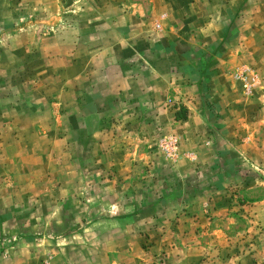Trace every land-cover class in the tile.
<instances>
[{
	"label": "rangeland",
	"instance_id": "rangeland-1",
	"mask_svg": "<svg viewBox=\"0 0 264 264\" xmlns=\"http://www.w3.org/2000/svg\"><path fill=\"white\" fill-rule=\"evenodd\" d=\"M104 3L0 0V259L45 240L43 264H264V27L239 48L232 29L180 30L186 60L151 106L126 77L149 62L125 61L154 45L105 50L93 23L121 16Z\"/></svg>",
	"mask_w": 264,
	"mask_h": 264
},
{
	"label": "crops",
	"instance_id": "crops-1",
	"mask_svg": "<svg viewBox=\"0 0 264 264\" xmlns=\"http://www.w3.org/2000/svg\"><path fill=\"white\" fill-rule=\"evenodd\" d=\"M142 0H105L104 7L105 11H112L115 13L120 12L121 21H107L104 23L96 22L94 24L95 29H105L106 32L104 35H107L109 40L104 44L110 52L115 51V46L127 47L128 54H131L133 47L136 48L137 42L140 43H149V45H154L151 52L148 51L145 53L140 52L136 55H128L125 62L133 64L142 63L143 61L147 62L150 66L146 70L138 69V66L133 71L130 69L126 71V77L129 79L130 86H132L131 92H143L146 94V97L143 98V101H147L149 105L155 106L160 101H164V95L162 89L167 87L170 90L172 87V82H170L171 73L175 72V68L178 61H184L186 58L182 57L181 53L176 51V44L180 39L186 38L185 35L180 31L196 29L199 32L208 38H216L218 32H213L216 29H232L234 46L238 48L241 46L242 35L250 38V29L255 27L263 28V24H257V18L262 17L264 19V0H149L148 6L151 7V13H164L165 21H163V35L166 39V43L169 45L167 48L171 50L174 48V52H166L157 48L155 45H158L161 42L160 33L155 31L152 26V21L142 19L139 14L144 12ZM264 23L263 20H261ZM161 27V26H160ZM256 29V28H255ZM249 30V31H248ZM102 35V34H101ZM182 35L184 38H182ZM103 36V35H102ZM245 37V36H244ZM206 40V39H204ZM212 40V41H213ZM210 40V42H212ZM133 45V46H132ZM112 47V48H110ZM135 50V49H134ZM149 53V54H148ZM149 55V57H148ZM137 56V57H136ZM151 60V61H150ZM123 62V60H121ZM162 61L168 63V67L165 68V71H168V81L161 80V69L159 68ZM150 62H152L150 64ZM146 75L151 78V84L142 86L140 76ZM174 76V75H173ZM136 77V78H135ZM137 80H135V79ZM126 79V81H128ZM161 82L165 84L162 86ZM150 84V85H149ZM182 84V82H180ZM150 86V87H149ZM181 85V90L184 93L187 91L183 90L184 87ZM194 85H192L193 87ZM145 87V92L142 91ZM191 87V88H192ZM125 89V88H123ZM175 95V99H169V107L172 108V114L174 119V113L180 105L185 106L188 109L190 108V103H192L187 94ZM146 99V100H144ZM146 102V103H147ZM94 103V104H93ZM92 104L94 107L98 108L96 101H93ZM172 106V107H171ZM174 121H176L174 119ZM179 122L188 121L178 120ZM25 244V243H24ZM45 240H42L39 243L26 244L24 248L19 247H9L8 248V260L5 258L0 259V264H43L44 258H46L48 250H46ZM37 247V248H36ZM21 248V249H20ZM27 250H34L32 252H27ZM23 251V252H19ZM52 264H64V261H53Z\"/></svg>",
	"mask_w": 264,
	"mask_h": 264
},
{
	"label": "trees",
	"instance_id": "trees-1",
	"mask_svg": "<svg viewBox=\"0 0 264 264\" xmlns=\"http://www.w3.org/2000/svg\"><path fill=\"white\" fill-rule=\"evenodd\" d=\"M208 59V58H207ZM206 59V61H207ZM188 68V69H187ZM187 69V71L189 70H194V66H186V68L184 67V70ZM195 73V72H194ZM197 74V73H196ZM202 74V73H201ZM194 79L197 78V81L200 82V75H197L195 76L194 74ZM196 77V78H195ZM188 118V109L183 106V105H180V107L178 108V110H176V112L174 113V119L175 120H185Z\"/></svg>",
	"mask_w": 264,
	"mask_h": 264
},
{
	"label": "built area",
	"instance_id": "built-area-1",
	"mask_svg": "<svg viewBox=\"0 0 264 264\" xmlns=\"http://www.w3.org/2000/svg\"><path fill=\"white\" fill-rule=\"evenodd\" d=\"M157 26H159V25H157Z\"/></svg>",
	"mask_w": 264,
	"mask_h": 264
}]
</instances>
